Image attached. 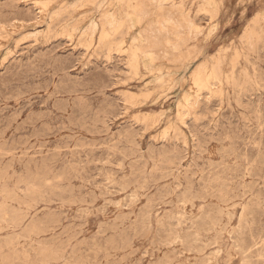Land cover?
<instances>
[{
	"label": "rangeland",
	"instance_id": "374dc122",
	"mask_svg": "<svg viewBox=\"0 0 264 264\" xmlns=\"http://www.w3.org/2000/svg\"><path fill=\"white\" fill-rule=\"evenodd\" d=\"M209 1L0 0V264H264V0Z\"/></svg>",
	"mask_w": 264,
	"mask_h": 264
},
{
	"label": "bare ground",
	"instance_id": "6f19581e",
	"mask_svg": "<svg viewBox=\"0 0 264 264\" xmlns=\"http://www.w3.org/2000/svg\"><path fill=\"white\" fill-rule=\"evenodd\" d=\"M175 1H177V0H172V2H175ZM212 1H213V0H210L209 3H212ZM223 1H224V0H223ZM24 2H25V1H24ZM181 2H182V1H181ZM184 2H185V1H184ZM129 4H130V3H129ZM214 4H215V3H214ZM15 5H16V4H15ZM30 5H31V4H30ZM222 5H223V4H222ZM191 6H192V5H191ZM216 6H217V4H216ZM4 7H5V6H4ZM11 7H12V6H11ZM11 7H10V8H11ZM217 7H218V6H217ZM10 8H9V9H10ZM19 8H20V7H19ZM4 10H5V9H4ZM6 10H7V9H6ZM198 10H200V9H198ZM256 42H257V41H256ZM256 44H257V43H256ZM257 47H258V46H257ZM257 50H258V49H257ZM45 55H47V54H45ZM39 56H40V55H39ZM257 56H258V55H257ZM258 57H259V56H258ZM41 58H42V57H41ZM253 59H254V58H253ZM260 60H261V59H260ZM37 62H38V61H37ZM237 62H238V61H237ZM237 62H236V63H237ZM260 62H261V61H260ZM236 63H235V64H236ZM36 64H37V63H36ZM133 64H134V63H133ZM44 67H45V66H44ZM131 67H132V66H131ZM37 69H38V68H37ZM26 70H27V69H26ZM44 70H45V69H44ZM260 70H261V69H260ZM29 72H30V71H29ZM257 72H258V71H257ZM39 74H40V73H39ZM25 75H26V74H25ZM30 75H31V74H30ZM59 75H60V74H59ZM260 75H261V74H260ZM68 77H69V76H68ZM257 77H258V76H257ZM261 77H262V76H261ZM25 78H26V77H25ZM210 78H212V76H211ZM232 78H233V77H232ZM232 78H231V79H232ZM32 79H33V78H32ZM36 79H37V78H36ZM38 79H39V78H38ZM41 79H42V78H41ZM63 79H64V78H63ZM71 79H72V78H71ZM261 79H262V78H261ZM67 80H69V79H67ZM76 80H77V79H76ZM211 80H212V79H211ZM229 80H230V79H229ZM30 81H31V79H30ZM36 81H37V80H36ZM231 81H232V80H231ZM231 81H230V82H231ZM258 81H259V80H258ZM48 82H49V81H47V83H48ZM61 82H62V80H61ZM208 82H209V80H208ZM65 83H66V82H65ZM26 84H27V83H26ZM40 84H41V83H40ZM48 84H49V83H48ZM63 84H64V83H63ZM198 84H200V85H204L203 80L201 79V80L198 82ZM2 85H3V84H2ZM34 85H35V84H34ZM58 85H59V82H58ZM65 85H66V84H65ZM74 85H76V84H74ZM212 85H213V84H212ZM31 86H32V85H31ZM48 86H49V85H48ZM209 86H210V85H209ZM74 87H75V86H74ZM210 87H211V86H210ZM47 88H48V87H47ZM198 88H199V87H198ZM202 88H203V87H202ZM257 88H258V87H257ZM23 89H24V88H23ZM23 89H22V90H23ZM26 89H27V88H26ZM203 89H204V88H203ZM203 89H202V90H203ZM207 89H208V88H207ZM261 89H262V88H261ZM29 90H30V89H29ZM56 90H58V89H56ZM74 90H75V89H74ZM76 90H77V89H76ZM18 92H19V91H18ZM73 92H74V91H73ZM255 93H256V92H255ZM259 93H260V90H259ZM17 94H18V93H17ZM22 94H23V93H22ZM209 94H210V93H209ZM20 95H21V94H19V96H20ZM212 95H213V94H212ZM22 96H23V95H22ZM48 96H49V94H48ZM132 96H134V95H132ZM229 96H230V95H229ZM249 96H250V95H249ZM20 97H21V96H20ZM88 97H89V96H88ZM135 97H136V96H135ZM245 97H246V96H245ZM253 97H254V95H253ZM39 98H40V97H39ZM47 99H48V98H47ZM83 99H84V98H83ZM244 99H245V98H244ZM242 100H243V99H242ZM46 101H47V100H46ZM91 101H93V99H92ZM91 101H90V102H91ZM255 101H256V99H255ZM85 102H86V101H85ZM88 102H89V101H88ZM242 102H243V101H242ZM39 103H40V102H39ZM39 103H38V104H39ZM41 103H42V102H41ZM41 103H40V104H41ZM45 103H46V102H45ZM45 103H44V104H45ZM243 103H244V102H243ZM73 104H74V103H73ZM89 104H90V103H89ZM93 104H94V103H93ZM244 104H245V103H244ZM252 104H253V103H252ZM257 104H258V103H257ZM74 105H75V104H74ZM249 105H250V103H249ZM249 105H248V106H249ZM253 105H254V104H253ZM258 105H259V104H258ZM28 106H29V105H28ZM28 106H27V107H28ZM30 106H31V105H30ZM91 106H92V105H91ZM96 106H97V105H96ZM238 107H239V106H238ZM81 108H82V107H81ZM85 108H86V107H85ZM93 108H94V107H93ZM93 108H92V109H93ZM239 108H240V107H239ZM22 109H23V108H22ZM89 109H90V108H89ZM92 109H91V110H92ZM95 109H96V108H95ZM249 109H250V108H249ZM65 110H66V109H65ZM93 110H94V109H93ZM4 111H5V110H4ZM4 111H3V112H4ZM20 111H21V110H20ZM46 111L48 112V110H46ZM46 111H45V112H46ZM96 111H97V109H96ZM242 111H243V110H242ZM255 111H256V110H255ZM90 112H91V111H90ZM256 112H257V111H256ZM48 113H49V112H48ZM95 113H96V112H95ZM6 114H7V113H6ZM14 114L16 115V113H14ZM14 114H13V115H14ZM86 114H87V113H86ZM86 114H85V115H86ZM91 114H92V113H91ZM102 114H103V113H102ZM243 114H244V113H243ZM2 115H3V114H2ZM15 115H14V116H15ZM49 115H51V114H49ZM98 115H99V113H98ZM103 115H104V114H103ZM247 115H248V114H247ZM258 115H259V114H258ZM260 115H261V114H260ZM9 116H10V115H9ZM27 116H28V115H27ZM32 116H33V115H32ZM259 117H260V116H259ZM4 118H5V117H4ZM4 118H3V119H4ZM7 118H8V117H7ZM29 118H30V116H29ZM32 118H33V117H32ZM61 118H62V116H61ZM249 118H250V117H249ZM5 119H6V118H5ZM45 119H46V118H45ZM52 119H53V118H52ZM55 119H56V118H55ZM100 119H101V118H100ZM255 119H256V118H255ZM255 119H254V120H255ZM27 120H28V119H27ZM65 120H66V119H65ZM249 120H250V119H249ZM53 121H54V120H53ZM77 121H78V120H77ZM96 121H97V120H96ZM255 121H256V120H255ZM2 122H3V120H2ZM86 122H87V121H86ZM6 123H7V122H6ZM84 123H85V122H84ZM1 124H2V123H1ZM47 124H48V123H47ZM66 124H67V123H66ZM255 124H256V122H255ZM255 124H254V125H255ZM77 125H78V124H77ZM86 125H87V124H86ZM102 125H103V124H102ZM104 125H105V124H104ZM256 125H257V124H256ZM259 125H260V124H259ZM259 125H258V126H259ZM106 126H107V125H106ZM23 127H24V126H23ZM38 127H39V126H38ZM43 127H44V126H43ZM65 127H66V126H65ZM65 127H64V128H65ZM89 127H90V126H89ZM98 127H99V126H98ZM261 127H262V126H261ZM28 128H29V127H28ZM48 128H49V127H48ZM57 128H58V127H57ZM60 128H61V127H60ZM67 128H68V127H67ZM83 128H84V127H83ZM3 129H4V128H3ZM65 129H66V128H65ZM68 129H69V128H68ZM99 129H100V128H99ZM126 129H127V128H126ZM260 129H261V128H260ZM7 130H8V129H7ZM7 130H5V131L7 132ZM26 130H27V129H26ZM29 130H30V129H29ZM58 130H59V129H58ZM93 130H94V129H93ZM120 130H121V129H120ZM227 130H229V129H227ZM36 131H37V130H36ZM60 131H61V130H60ZM70 131H72V130H70ZM106 131H107V129H106ZM110 131H111V130H110ZM126 131H127V130H126ZM261 131H262V130H261ZM25 132H26V131H25ZM25 132H24V133H25ZM75 132H77V131H75ZM94 132H95V131H94ZM101 132H102V131H101ZM118 132H119V131H118ZM118 132H117V133H118ZM121 132H122V131H121ZM124 132H125V130H124ZM73 133H74V132H73ZM17 134H18V133H17ZM29 134H30V133H29ZM55 134H56V133H55ZM100 134H101V133H100ZM106 134H107V133H106ZM115 134H116V133H115ZM131 134H132V133H131ZM5 135H6V134H5ZM23 135H24V134H23ZM26 135H28V134H26ZM48 135H49V134H48ZM102 135H103V134H102ZM113 135H114V134H113ZM122 135H123V134H122ZM255 135H256V134H255ZM42 136H43V135H42ZM64 136H65V135H64ZM104 136H105V135H104ZM107 136H108V135H107ZM120 136H121V134H120ZM127 136H128V134H127ZM2 137H3V135H2ZM116 137H117V136H116ZM123 137H124V136H123ZM230 137H231V136H230ZM110 138H112V137H110ZM113 138H114V137H113ZM119 138H120V137H119ZM59 139H60V138H59ZM62 139H63V138H62ZM64 139H65V138H64ZM114 139H115V138H114ZM114 139H113V140H114ZM126 139H127V138H126ZM261 139H262V138H261ZM14 140H15V139H14ZM26 140H27V139H26ZM113 140H112V142H113ZM123 140H124V139H123ZM123 140H122V141H123ZM128 140H129V139H128ZM7 141H8V140H7ZM21 141H22V140H21ZM21 141H20V142H21ZM72 141H73V140H72ZM11 142H13V141H11ZM66 142H67V141H66ZM125 142H126V141H125ZM227 142H228V141H227ZM250 142H251V141H250ZM3 143H4V142H3ZM7 143H8V142H7ZM46 143H47V142H46ZM78 143H79V142H78ZM118 143H119V142H118ZM131 143H132V142H131ZM133 143H134V142H133ZM15 144H16V143H15ZM55 144H56V142H55ZM69 144H70V143H69ZM109 144H110V143H109ZM116 144H117V143H116ZM121 144H122V143H121ZM125 144H126V143H125ZM225 144H226V143H225ZM4 145H5V143H4ZM8 145H9V144H8ZM106 145H108V144H106ZM110 145H111V144H110ZM131 145H132V144H131ZM215 145H216V144H215ZM17 146H18V145H17ZM39 146H40V145H39ZM93 146H94V145H93ZM122 146H124V145L122 144ZM128 146H129V145H128ZM135 146H136V145H135ZM203 146H204V145H203ZM221 146H222V145H221ZM243 146H244V145H243ZM59 147H60V145H59ZM87 147H88V146H87ZM133 147H134V146H133ZM246 147H247V146H246ZM37 148H38V147H37ZM115 148H116V147H115ZM117 148H118V147H117ZM117 148H116V149H117ZM120 148H121V146H120ZM122 148H123V147H122ZM130 148H131V147H130ZM201 148H202V147H201ZM222 148H223V146H222ZM226 148H227V147H226ZM230 148H231V147H230ZM3 149H4V148H3ZM15 149H16V148H15ZM58 149H59V148H58ZM66 149H67V148H66ZM73 149H77V148H73ZM80 149H81V148H80ZM90 149H91V148H90ZM109 149H110V148H109ZM113 149H114V148H113ZM125 149H127V148H125ZM246 149H247V148H246ZM0 150H1V149H0ZM8 150H9V149H8ZM48 150H49V149H48ZM56 150H57V149H56ZM59 150H60V149H59ZM64 150H65V149H64ZM91 150H92V149H91ZM159 150H162V149H159ZM202 150H203V149H202ZM29 151H31V150H29ZM36 151H37V150H36ZM53 151H54V150H53ZM70 151H71V150H70ZM89 151H90V150H89ZM114 151H115V150H114ZM129 151H130V150H129ZM134 151H135V150H134ZM136 151H137V150H136ZM216 151H217V150H216ZM260 151H261V150H260ZM10 152H11V151H10ZM14 152H15V151H14ZM25 152H26V151H25ZM87 152H88V151H87ZM117 152H118V151H117ZM222 152H223V150H222ZM67 153H68V152H67ZM151 153H152V152H151ZM151 153H150V154H151ZM216 153H217V152H216ZM235 153H236V152H235ZM1 154H2V153H1ZM9 154H10V153H9ZM35 154H36V153H35ZM48 154H51V153H48ZM56 154H57V153H56ZM98 154H99V153H98ZM114 154H115V153H114ZM121 154H122V153H121ZM140 154H141V152H140ZM167 154H168V153H167ZM6 155H7V154H6ZM6 155H5V156H6ZM46 155H47V154H46ZM46 155H45V156H46ZM66 155H67V154H66ZM165 155H166V154H165ZM25 156H26V154H25ZM34 156H35V155H34ZM45 156H44V157H45ZM95 156H96V155H95ZM138 156H139V155H138ZM222 156H223V155H222ZM237 156H238V155H237ZM0 157H1V156H0ZM32 157H33V156H32ZM96 157H97V156H96ZM142 157H143V156H142ZM167 157H168V156H167ZM231 157H232V156H231ZM140 158H141V157H140ZM13 159H14V158H13ZM45 159H46V158H45ZM58 159H59V158H58ZM96 159H97V158H96ZM130 159H131V158H130ZM171 159H172V158H171ZM173 159L175 160L176 158H173ZM208 159H209V158H208ZM208 159H207V160H208ZM255 159H256V158H255ZM257 159H258V158H257ZM19 160H20V159H19ZM43 160H44V159H43ZM91 160H92V159H91ZM145 160H146V159H145ZM152 160L154 161V159H152ZM152 160H151V161H152ZM157 160H158V159H157ZM163 160H164V159H163ZM201 160H202V159H201ZM222 160H223V159H222ZM222 160H221V161H222ZM9 161H10V160H9ZM28 161H29V160H28ZM65 161H66V160H65ZM149 161H150V160H149ZM172 161H173V160H172ZM262 161H264V160H262ZM16 162H17V161H16ZM68 162H69V159H68ZM71 162H72V161H71ZM91 162H92V161H91ZM91 162H89V163H91ZM157 162H158V161H157ZM214 162H215V161H214ZM223 162H224V161H223ZM6 163H7V161H6ZM48 163H49V162H48ZM80 163H81V162H79V164H80ZM141 163H142V162H141ZM79 164H78V165H79ZM121 164H122V163H121ZM152 164H154V163L152 162ZM230 164H231V163H230ZM253 164H254V163H253ZM25 165H26V164H25ZM35 165H36V164H35ZM97 165H98V164H97ZM167 165H168V164H167ZM167 165H165V166H167ZM204 165H205V164H204ZM223 165H224V164H223ZM233 165H234V164H233ZM245 165H246V164H245ZM6 166H7V165H6ZM8 166H9V165H8ZM36 166H37V165H36ZM45 166H46V165H45ZM79 166H80V165H79ZM136 166H137V165H136ZM156 166H158V165H156ZM206 166H207V165H206ZM206 166H205V167H206ZM226 166H227V164H226ZM254 166H255V165H254ZM263 166H264V165H263ZM98 167H99V166H98ZM142 167H143V166H142ZM171 167H172V165H171ZM179 167H180V166H179ZM202 167H203V166H202ZM210 167H211V166H210ZM240 167H242V166H240ZM17 168H18V167H17ZM42 168H43V167H42ZM63 168H64V167H63ZM80 168H81V167H80ZM93 168H94V167H93ZM120 168H121V167H120ZM122 168H124V167H122ZM122 168H121V169H122ZM138 168H139V167H138ZM183 168H184V167H183ZM219 168H220V167H219ZM255 168H257V167H255ZM261 168H262V167H261ZM4 169H5V168H4ZM4 169H2V170H4ZM10 169H11V168H10ZM22 169H23V168H22ZM26 169H27V168H26ZM81 169H84V167L81 168ZM94 169H95V168H94ZM144 169H145V168H144ZM171 169H172V168H171ZM246 169H247V168H246ZM262 169H263V168H262ZM29 170H30V169H29ZM61 170H62V169H61ZM91 170H92V169H91ZM104 170H105V169H104ZM116 170H117V169H116ZM123 170H124V169H123ZM154 170H155V168H154ZM161 170H162V168H161ZM190 170H191V169H190ZM190 170H189V171H190ZM34 171H35V170H34ZM42 171H43V170H42ZM44 171H45V169H44ZM64 171H65V170H64ZM149 171H150V170H149ZM151 171H152V170H151ZM151 171H150V172H151ZM156 171H157V170H156ZM156 171H155V173H156ZM159 171H160V169H159ZM162 171H163V170H162ZM165 171H167V170L165 169ZM165 171H164V172H165ZM170 171H171V170H170ZM201 171H202V170H201ZM203 171H204V169H203ZM216 171H217V170H216ZM216 171H215V172H216ZM4 172H6V171H4ZM27 172H28V171H27ZM27 172H26V173H27ZM67 172H68V170H67ZM85 172H87V171H85ZM103 172H104V171H103ZM110 172H111V171H110ZM112 172H113V171H112ZM121 172H122V170H121ZM143 172H144V171H143ZM182 172H183V171H182ZM210 172H211V171H210ZM20 173H21V172H20ZM38 173H39V172H38ZM41 173H42V172H41ZM48 173H49V172H48ZM48 173H46V174L49 175ZM105 173H106V172H105ZM113 173H114V172H113ZM127 173H128V172H127ZM152 173H153V172H152ZM171 173H172V172H171ZM171 173H170V174H171ZM177 173H178V172H177ZM236 173H237V172H236ZM42 174H44V173H42ZM79 174H80V173H79ZM86 174H87V173H86ZM88 174H89V173H88ZM156 174H157V173H156ZM189 174H190V173H189ZM193 174H194V173H193ZM205 174H206V173H205ZM209 174H210V173H209ZM32 175H33V173H32ZM44 175H45V174H44ZM60 175H61V174H60ZM114 175H115V174H114ZM125 175H126V174H125ZM130 175H131V174H130ZM171 175H172V174H171ZM196 175H198V174H196ZM247 175H249V174H247ZM26 176H27V175L25 174V177H26ZM54 176H55V175H54ZM70 176H71V175H69V177H70ZM134 176H135V175H134ZM189 176H190V175H189ZM219 176H220V175H219ZM228 176H229V175H228ZM228 176H227V177H228ZM251 176H252V175H251ZM67 177H68V175H67ZM111 177H112V175H111ZM117 177H118V176H117ZM129 177H130V176H129ZM149 177H150V176H149ZM168 177H169V176H168ZM195 177H197V176H195ZM209 177H210V176H209ZM241 177H242V176H241ZM254 177H255V176H254ZM27 178H28V177H27ZM38 178H39V177H38ZM45 178H46V177H45ZM47 178H48V177H47ZM47 178H46V179H47ZM86 178H87V177H86ZM228 178H230V177H228ZM258 178H259V177H258ZM0 179H1V178H0ZM32 179H33V178H32ZM36 179H37V178H36ZM53 179H55V178H53ZM67 179H68V178H67ZM73 179H74V178H73ZM77 179H78V178H77ZM77 179H76V180H77ZM108 179H109V178H108ZM111 179H112V178H111ZM118 179H119V178H118ZM126 179H128V178H126ZM138 179H140V178H138ZM199 179H200V178H199ZM216 179H217V178H216ZM231 179H232V178H231ZM252 179H253V178H252ZM27 180H28V179H27ZM50 180H51V178H50ZM56 180H57V179H56ZM56 180H55V182H56ZM210 180H211V179H210ZM219 180H220V179H219ZM254 180H255V179H254ZM259 180H260V179H259ZM20 181H21V180H20ZM29 181H30V180H29ZM34 181H35V180H34ZM109 181H110V180H109ZM136 181H137V180H136ZM179 181H180V180H179ZM208 181H209V179H208ZM224 181H225V180H224ZM238 181H239V180H238ZM251 181H252V180H251ZM262 181H263V180H262ZM6 182H8V181H6ZM53 182H54V180H53ZM66 182H67V181H66ZM122 182H123V181H122ZM201 182H202V181H201ZM225 182H226V181H225ZM232 182H233V181H232ZM235 182H236V181H235ZM243 182H245V181H243ZM249 182H250V181H249ZM19 183H20V182H19ZM57 183H58V181H57ZM119 183H120V182H119ZM125 183H126V182H125ZM131 183H132V182H131ZM180 183H181V181H180ZM180 183H179V184H180ZM192 183H193V182H192ZM206 183H207V182H206ZM206 183H204V184H206ZM212 183H213V182H212ZM216 183H218V182H216ZM233 183H234V182H233ZM241 183H242V182H241ZM9 184H10V183H9ZM58 184H59V183H58ZM112 184H113V182H112ZM145 184H146V183H145ZM183 184H184V183H183ZM208 184H209V183H208ZM256 184H257V183H256ZM45 185H46V184H45ZM119 185H120V184H119ZM124 185H125V184H124ZM124 185H122V186H124ZM7 186H8V185H7ZM9 186H10V185H9ZM18 186H19V185H18ZM85 186H86V185H85ZM126 186H127V185H126ZM130 186H131V185H130ZM144 186H145V185H144ZM195 186H196V185H195ZM74 187H75V186H74ZM113 187H114V186H113ZM140 187H141V186H140ZM140 187H139V188H140ZM12 188H13V187H12ZM67 188H68V187H67ZM69 188H70V187H69ZM82 188H83V187H82ZM84 188H85V187H84ZM120 188H121V187H120ZM123 188H124V187H123ZM127 188H128V187H127ZM129 188H130V187H129ZM195 188H196V187H195ZM221 188H222V187H221ZM223 188H224V187H223ZM226 188H227V187H226ZM242 188H243V187H242ZM20 189H21V188H20ZM91 189H92V188H91ZM181 189H182V188H181ZM201 189H202V188H201ZM207 189H208V187H207ZM229 189H230V188H229ZM243 189H244V188H243ZM247 189H248V188H247ZM255 189H256V188H254V190H255ZM11 190H12V189H11ZM48 190H49V189H48ZM72 190H73V189H72ZM77 190H78V189H77ZM77 190H76V191H77ZM79 190H80V189H79ZM123 190H124V189H123ZM133 190H134V189H133ZM186 190H187V189H186ZM217 190H218V188H217ZM20 191H22V190H20ZM46 191H47V190H46ZM50 191H52V190H50ZM54 191H55V190H54ZM83 191H84V190H83ZM89 191H90V190H89ZM139 191H140V189H139ZM191 191H192V190H191ZM237 191H238V189H237ZM252 191H253V190H252ZM42 192H43V191H42ZM44 192H45V191H44ZM55 192H56V191H55ZM63 192H64V191H63ZM79 192H80V191H79ZM142 192H143V191H142ZM176 192H177V191H176ZM187 192H189V191H187ZM192 192H193V191H192ZM239 192H240V191H239ZM24 193H25V192H24ZM51 193H53V192H51ZM64 193H65V192H64ZM75 193H77V192H75ZM93 193H94V192H93ZM133 193H135V192H133ZM169 193H170V192H169ZM180 193H181V192H180ZM185 193H186V191H185ZM185 193H184V194H185ZM196 193H197V191H196ZM211 193H212V192H211ZM216 193H217V192H216ZM53 194H54V193H53ZM162 194H163V193H162ZM178 194H179V193H178ZM206 194H208V193H206ZM234 194H235V193H234ZM19 195H21V193H20ZM30 195H31V194H30ZM62 195H63V194H62ZM80 195H81V193H80ZM165 195H166V194H165ZM167 195H168V194H167ZM180 195H181V194H180ZM186 195H187V193H186ZM193 195H194V194H193ZM213 195H214V194H213ZM245 195H246V194H245ZM252 195H253V194H252ZM255 195H256V194H255ZM5 196H6V195H5ZM52 196H53V195H52ZM95 196H96V195H95ZM223 196H224V195H222V197H223ZM249 196H250V195H249ZM21 197H22V196H21ZM46 197H47V196H46ZM162 197H163V196H162ZM186 197H187V196H186ZM220 197H221V195H220ZM230 197H231V195H230ZM1 198H2V197H1ZM15 198H16V197H15ZM42 198H43V197H42ZM61 198H62V196H61ZM61 198H59V199H61ZM167 198H168V196H167ZM184 198H185V196H184ZM211 198H212V196H211ZM259 198H260V197H259ZM13 199H14V194H13ZM63 199H64V198H63ZM77 199H78V198H77ZM85 199H86V198H85ZM221 199H222V198H221ZM227 199H228V198H227ZM237 199H238V198H237ZM249 199H250V197H249ZM263 199H264V198H263ZM86 200H88V199H86ZM161 200H162V199H161ZM165 200H166V197H165ZM196 200H197V199H196ZM213 200H214V199H213ZM224 200H225V199H224ZM233 200H234V199H233ZM243 200H244V199H243ZM247 200H248V199H247ZM258 200H259V199H258ZM90 201H91V200H90ZM193 201H194V200H193ZM248 201H249V200H248ZM248 201H247V202H248ZM14 202H15V201H14ZM66 202H67V201H66ZM168 202H169V201H168ZM172 202H173V201H172ZM174 202H175V201H174ZM194 202H195V201H194ZM204 202H205V201H204ZM208 202H209V201H208ZM213 202H214V201H213ZM219 202H221V201H219ZM222 202H223V201H222ZM227 202H228V201H227ZM241 202H242V201H241ZM245 202H246V201H245ZM11 203H12V202H11ZM68 203H69V201H68ZM78 203H79V202H78ZM150 203H151V201H150ZM176 203H177V202H176ZM181 203H183V201H182ZM184 203H185V201H184ZM228 203H229V202H228ZM236 203H237V202H236ZM172 204H173V203H171V205H172ZM185 204H186V203H185ZM185 204H184V205H185ZM187 204H188V203H187ZM196 204H197V203H196ZM212 204H213V203H212ZM223 204H224V203H223ZM234 204H235V203H234ZM234 204H233V206H234ZM248 204H249V203H248ZM16 205H17V204H16ZM47 205H49V204H47ZM81 205H83V204H81ZM87 205H89V204L87 203ZM155 205H156V204H155ZM163 205H164V204H163ZM171 205H170V206H171ZM175 205H177V204H175ZM193 205H194V204H193ZM206 205H207V204H206ZM215 205H216V203H215ZM236 205H239V204H236ZM244 205H245V204H244ZM23 206H24V205H23ZM149 206H150V205H149ZM177 206H178V205H177ZM247 206H248V205H247ZM262 206H263V205H262ZM99 207H100V206H99ZM158 207H159V206H158ZM230 207H231V205H230ZM230 207H229V209H230ZM244 207H245V206H244ZM41 208H42V207H41ZM155 208H156V207H155ZM167 208H168V207H167ZM188 208H189V207H188ZM231 208H232V207H231ZM241 208H242V207H241ZM137 209H138V208H137ZM168 209H169V208H168ZM178 209H179V208H178ZM221 209H222V208H221ZM227 209H228V208H227ZM233 209H234V208H233ZM247 209H248V208H247ZM36 210H37V209H36ZM141 210H142V209H141ZM144 210H145V209H144ZM148 210H149V209H148ZM151 210H152V209H151ZM185 210H186V209H185ZM192 210H193V209H192ZM258 210H259V209H258ZM261 210H262V209H261ZM263 210H264V209H263ZM31 211H32V210H31ZM79 211H80V210H79ZM167 211H168V210H167ZM233 211H234V210H233ZM57 212H58V210H57ZM105 212H106V211H105ZM153 212H154V211H153ZM158 212H159V211H158ZM211 212H212V211H211ZM239 212H240V211H239ZM258 212H259V211H258ZM46 213H47V212H46ZM85 213H87V212H85ZM100 213H101V212H100ZM103 213H104V212H103ZM139 213H141V212H139ZM147 213H148V212H147ZM155 213H156V212H155ZM184 213H185V212H184ZM188 213H189V212H188ZM201 213H202V212H201ZM201 213H200V214H201ZM217 213H218V211H217ZM228 213H229V212H228ZM37 214H38V213H37ZM41 214H42V213H41ZM44 214H45V213H44ZM142 214H143V213H142ZM167 214H168V213H167ZM174 214H175V213H174ZM190 214H192V213L190 212ZM190 214H189V216H190ZM218 214H219V213H218ZM225 214H226V213H225ZM84 215H85V214H84ZM149 215H150V213H149ZM149 215H148V216H149ZM157 215H158V214H157ZM196 215H197V214H196ZM210 215H211V214H210ZM214 215H215V214H214ZM219 215H220V214H219ZM226 215H227V214H226ZM245 215H247V214H245ZM22 216H23V215H22ZM44 216H45V215H44ZM73 216H74V215H73ZM131 216H132V215H131ZM131 216H130V218H131ZM165 216H167V215H165ZM177 216H178V215H177ZM199 216H200V215H199ZM217 216H218V215H217ZM114 217H115V216H114ZM133 217H134V216H133ZM145 217H146V216H145ZM184 217H185V215H184ZM191 217H192V216H191ZM191 217H190V218H191ZM224 217H225V215H224ZM245 217H246V216H245ZM135 218H136V217H135ZM143 218H144V217H143ZM163 218H164V217H163ZM169 218H170V217H169ZM185 218H187V217H185ZM190 218H189V219H190ZM206 218H207V217H206ZM216 218H217V217H216ZM232 218H233V217H232ZM249 218H250V217H249ZM182 219H183V218H182ZM222 219H223V218H222ZM224 219H225V218H224ZM241 219H242V218H241ZM45 220H46V219H45ZM51 220H52V219H51ZM51 220H50V221H51ZM120 220H121V219H120ZM127 220H128V219H127ZM184 220H185V219H184ZM205 220H206V219H205ZM214 220H216V219H214ZM252 220H253V219H252ZM72 221H73V220H72ZM249 221H250V220H249ZM107 222H108V221H107ZM110 222H111V221H110ZM147 222H149V221L147 220ZM190 222H191V221H190ZM228 222H229V221H228ZM246 222H247V221H246ZM50 223H51V222H50ZM101 223H102V222H101ZM105 223H106V221H105ZM163 223H164V222H163ZM186 223H188V222H186ZM210 223H211V222H210ZM43 224H44V223H43ZM98 224H99V223H98ZM110 224H111V223H110ZM118 224H119V222H118ZM177 224H178V223H177ZM212 224H214V223H212ZM219 224H220V223H219ZM222 224H223V222H222ZM238 224H239V223H238ZM240 224H241V223H240ZM37 225H38V224H36V226H37ZM79 225H80V224H79ZM134 225H135V224H134ZM149 225H150V224H149ZM155 225H156V224H155ZM167 225H168V224H167ZM220 225H221V224H220ZM249 225H250V224H249ZM249 225H248V226H249ZM34 226H35V225H34ZM107 226H108V225H107ZM150 226H151V225H150ZM160 226H161V225H160ZM168 226H169V225H168ZM170 226H171V225H170ZM175 226H176V225H175ZM212 226H213V225H212ZM217 226H218V225H217ZM228 226H229V225H228ZM121 227H122V226H121ZM158 227H159V226H158ZM166 227H167V226H166ZM185 227H186V226H185ZM207 227H208V226H207ZM226 227H227V226H226ZM240 227H241V225H240ZM21 228H22V227H21ZM74 228H75V227H74ZM110 228H111V226H110ZM115 228H116V227H115ZM145 228H146V226H145ZM150 228H151V227H150ZM171 228H172V227H171ZM179 228H180V226H179ZM187 228H188V226H187ZM216 228H217V227H216ZM220 228H221V227H220ZM224 228H225V227H224ZM31 229H32V227H31ZM76 229H77V228H76ZM108 229H109V228H108ZM130 229H131V228H130ZM164 229H165V228H164ZM213 229H214V228H213ZM261 229H262V228H261ZM28 230H29V229H28ZM64 230H65V229H64ZM70 230H71V229H70ZM73 230H75V229H73ZM111 230H112V229H111ZM133 230H134V229H133ZM144 230H145V229H144ZM166 230H167V229H166ZM166 230H165V231H166ZM182 230H183V228H182ZM185 230H186V229H185ZM188 230H189V229H188ZM244 230H245V229H244ZM31 231H32V230H31ZM122 231H123V229H122ZM155 231H156V230H155ZM155 231H154V232H155ZM165 231H164V232H165ZM172 231H173V230H172ZM234 231H235V229H234ZM234 231H233V232H234ZM22 232H23V231H22ZM96 232H97V231H96ZM113 232H115V231H113ZM135 232H136V231H135ZM173 232H174V231H173ZM189 232H190V230H189ZM226 232H227V231H226ZM226 232H225V234H227ZM27 233H28V232H27ZM75 233H77V232H75ZM111 233H112V232H111ZM171 233H172V232H171ZM182 233H183V232H182ZM184 233H185V232H184ZM235 233H236V231H235ZM259 233H260V231H259ZM65 234H67V233H65ZM73 234H74V233H73ZM79 234H80V233H79ZM79 234H78V235H79ZM119 234H120V233H119ZM121 234H122V233H121ZM124 234H125V233H124ZM163 234H164V233H163ZM131 235H132V234H131ZM189 235H190V234H189ZM229 235H230V234H229ZM235 235H236V234H235ZM259 235H260V234H259ZM76 236H77V235H76ZM112 236H113V235H112ZM128 236H129V235H128ZM138 236H139V235H138ZM175 236H176V235H175ZM182 236H183V235H182ZM226 236H227V235H226ZM57 237H60V236H57ZM98 237H99V236H98ZM122 237H123V236H122ZM126 237H127V236H126ZM131 237H132V236H131ZM178 237H180V236H178ZM194 237H195V236H194ZM223 237H224V236H223ZM3 238H4V237H3ZM12 238H13V237H12ZM14 238H15V237H14ZM119 238H120V237H119ZM128 238H129V237H128ZM135 238H136V237H135ZM169 238H170V236H169ZM206 238H207V237H206ZM216 238H217V237H216ZM229 238H230V236H229ZM240 238H241V237H240ZM16 239H17V237H16ZM20 239H21V238H20ZM70 239H71V238H70ZM83 239H84V238H83ZM107 239H108V238H107ZM110 239H111V237H110ZM125 239H126V238H125ZM147 239H148V238H147ZM165 239H166V238H165ZM209 239H210V238H209ZM10 240H11V239H10ZM52 240H53V239H52ZM97 240H98V238H97ZM205 240H206V239H205ZM214 240H215V239H214ZM216 240H217V239H216ZM216 240H215V241H216ZM219 240H220V239H219ZM219 240H218V241H219ZM258 240H259V239H258ZM46 241H47V240H46ZM63 241H64V240H63ZM122 241H123V240H121V242H122ZM180 241H181V240H180ZM221 241H222V240H221ZM263 241H264V240H263ZM17 242H18V241H17ZM17 242H16V244H17ZM35 242H36V241H35ZM79 242H80V241H79ZM130 242H131V241H130ZM132 242H133V240H132ZM141 242H142V241H141ZM143 242H144V241H143ZM187 242H188V241H187ZM191 242H192V241H191ZM200 242H201V241H200ZM135 243H136V242H135ZM138 243H139V242H138ZM156 243H157V242H156ZM163 243H164V242H163ZM165 243H166V242H165ZM180 243H182V242H180ZM221 243H222V242H221ZM262 243H263V242H262ZM7 244H8V243H7ZM10 244H11V242H10ZM103 244H104V243H103ZM115 244H116V243H114V245H115ZM157 244H158V243H157ZM185 244H186V243H185ZM219 244H220V243H219ZM237 244H238V243H237V241H236V245H237ZM239 244H240V243H239ZM5 245H6V244H5ZM8 245H9V244H8ZM8 245H7V246H8ZM30 245H31V244H30ZM32 245H33V244H32ZM32 245H31V246H32ZM88 245H89V244H88ZM152 245H153V244H152ZM163 245H165V244H163ZM192 245H193V244H192ZM200 245H202V244H200ZM255 245H256V244H255ZM259 245H261V244H259ZM39 246H40V245H39ZM77 246H78V245H77ZM85 246H86V245H85ZM110 246H111V245H110ZM119 246H120V245H119ZM119 246H118V247H119ZM126 246H127V245H126ZM187 246H188V245H187ZM198 246H199V245H198ZM218 246H219V245H218ZM263 246H264V245H263ZM29 247H30V246H29ZM107 247H108V246H107ZM112 247H113V246H112ZM114 247H115V246H114ZM124 247H125V244H124ZM146 247H147V246H146ZM150 247H151V246H150ZM167 247H168V244H167ZM213 247H214V246H213ZM238 247H239V246H238ZM79 248H80V246H79ZM79 248H78V250H79ZM94 248H95V247H94ZM97 248H98V247H97ZM119 248H120V247H119ZM125 248H126V247H125ZM137 248H138V247H137ZM173 248H174V247H173ZM209 248H210V247H209ZM211 248H212V247H211ZM239 248H240V247H239ZM101 249H102V248H101ZM110 249H111V248H110ZM128 249H129V248H128ZM147 249H148V248H147ZM168 249H169V248H168ZM174 249H175V248H174ZM176 249H177V248H176ZM194 249H195V248H194ZM254 249H256V247H255ZM39 250H41L40 247H39ZM44 250H45V249H44ZM44 250H42V251H44ZM72 250H73V249H72ZM78 250H77V251H78ZM124 250H125V249H124ZM156 250H157V248H156ZM170 250H171V249H170ZM172 250H173V249H172ZM172 250H171V251H172ZM200 250H201V249H200ZM200 250H199V251H200ZM233 250H234V249H233ZM240 250H241V249H240ZM56 251H57V250H56ZM115 251H116V250H115ZM115 251H114V252H115ZM122 251H123V250H122ZM125 251H127V250H125ZM125 251H124V252H125ZM145 251H146V250H145ZM178 251H179V249H178ZM223 251H224V250H223ZM249 251H250V250H249ZM249 251H248V252H249ZM68 252H69V251H68ZM98 252H99V251H98ZM157 252H158V251H157ZM181 252H182V251H181ZM250 252H251V251H250ZM88 253L90 254V252H88ZM104 253H105V252H104ZM122 253H123V252H122ZM133 253H134V252H133ZM136 253H137V252H136ZM160 253H162V252H160ZM197 253H199V252L197 251ZM200 253H201V252H200ZM202 253H203V251H202ZM219 253H221V251H220ZM236 253H237V252H236ZM76 254H77V253H76ZM118 254H119V253H118ZM134 254H135V253H134ZM137 254H138V253H137ZM149 254H150V253H149ZM163 254H165V253L163 252ZM173 254H174V253H173ZM179 254H180V253H179ZM211 254H213V253H211ZM247 254L249 255V253H247ZM14 255H15V254H14ZM41 255H42V254H41ZM67 255H68V254H67ZM90 255H91V254H90ZM114 255H115V254H114ZM141 255H142V254H141ZM166 255H167V254H166ZM174 255H175V254H174ZM184 255H185V254H184ZM184 255H182V256H184ZM195 255H196V254H195ZM201 255H202V254H201ZM207 255H208V254H207ZM207 255H206V256H207ZM26 256H27V255H26ZM26 256H25V257H26ZM88 256H89V255H88ZM121 256H122V255H121ZM127 256H128V255H127ZM131 256H132V255H131ZM167 256H169V255H167ZM167 256H166V257H167ZM190 256H191V255H190ZM206 256H203V257H206ZM246 256H247V255H246ZM53 257H54V256H53ZM68 257H69V256H68ZM106 257H107V256H106ZM110 257H111V256H110ZM149 257H150V256H149ZM179 257L181 258L180 255H179ZM184 257H186V256H184ZM197 257H198V256H197ZM201 257H202V256H201ZM203 257H202V258H203ZM209 257H210V256H209ZM219 257H220V255H219ZM219 257H218V258H219ZM235 257H236V256H235ZM26 258H27V257H26ZM57 258H58V257H57ZM57 258H56V259H57ZM70 258H72V257H70ZM104 258H105V257H104ZM107 258H109V257H107ZM127 258H128V257H127ZM139 258H140V257H139ZM143 258H144V256H143ZM246 258H247V257H246ZM15 259H16V258H15ZM44 259H45V258H44ZM50 259H52V258H50ZM82 259H83V258H82ZM96 259H97V258H96ZM114 259H115V258H114ZM114 259H113V260H114ZM118 259H120V258H118ZM159 259H160V258H159ZM159 259H158V260H159ZM161 259H162V258H161ZM171 259H172V258H171ZM171 259H170V260H171ZM185 259H186V258H185ZM190 259H191V258H190ZM199 259H200V258H199ZM203 259H204V258H203ZM205 259H206V258H205ZM213 259H214V258H213ZM230 259H231V258H230ZM230 259H229V260H230ZM257 259L260 260L259 258H257ZM123 260H124V259H123ZM170 260H169V261H170ZM179 260H180V259H179ZM187 260H188V259H187ZM215 260H216V257H215ZM226 260H228V259H226ZM229 260H228V261H229ZM51 261H52V260H51ZM54 261H55V260H54ZM75 261H76V260H75ZM132 261H133V260H132ZM135 261H136V260H135ZM135 261H134V262H135ZM174 261H175V260H174ZM190 261H191V260H190ZM206 261H208V260H206ZM216 261H217V260H216ZM236 261H237V260H236ZM13 262H14V261H13ZM52 262H53V261H52ZM55 262H56V261H55ZM64 262H65V261H64ZM64 262H63V263H64ZM111 262H112V261H111ZM170 262H171V261H170ZM202 262H203V261H202ZM212 262H213V261H212ZM229 262H230V261H229ZM239 262H240V260H239ZM3 263H4V261H3ZM140 263H141V262H140ZM153 263H154V262H153ZM157 263H158V262H157ZM191 263H192V262H191ZM198 263H199V262H198ZM215 263H216V262H215ZM236 263H237V262H236ZM246 263H247V262H246ZM115 264H116V263H115ZM141 264H142V263H141ZM151 264H152V263H151ZM176 264H177V263H176ZM187 264H188V263H187ZM213 264H214V263H213ZM227 264H228V262H227ZM234 264H235V263H234Z\"/></svg>",
	"mask_w": 264,
	"mask_h": 264
}]
</instances>
